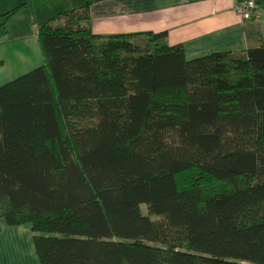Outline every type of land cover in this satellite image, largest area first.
Here are the masks:
<instances>
[{
	"label": "trees",
	"instance_id": "trees-1",
	"mask_svg": "<svg viewBox=\"0 0 264 264\" xmlns=\"http://www.w3.org/2000/svg\"><path fill=\"white\" fill-rule=\"evenodd\" d=\"M105 1L45 24V64L0 85V218L39 264H264V45L187 60L167 33L95 35Z\"/></svg>",
	"mask_w": 264,
	"mask_h": 264
},
{
	"label": "crops",
	"instance_id": "crops-1",
	"mask_svg": "<svg viewBox=\"0 0 264 264\" xmlns=\"http://www.w3.org/2000/svg\"><path fill=\"white\" fill-rule=\"evenodd\" d=\"M2 1L0 16L27 3L14 17L32 15L35 21L39 19L38 0ZM39 1L42 2L41 8L47 10L42 12L40 19L48 21L47 23H52L63 12L80 9L86 2L63 0V4L54 5V1L47 4L45 0ZM257 1L264 8V0ZM235 2L236 0H110L91 7V29L95 35L106 37L167 33L169 45H183L187 60L216 52H242L263 46L264 23L243 19L234 9ZM29 19L32 20L31 29H39V25ZM38 35L39 33L37 37L30 35L19 38L27 39L26 42L36 38L40 42ZM9 42L12 41L9 39L0 42L1 63L5 64L6 59L15 56L23 62L20 65L25 67L9 76L0 77V85L45 63L44 55L34 59L31 54L24 52L27 47L18 49ZM35 49L40 53L37 45ZM27 64L29 65L26 66ZM3 66L5 65L0 66L1 72ZM34 236L30 224L10 226L5 219L0 218V264H39Z\"/></svg>",
	"mask_w": 264,
	"mask_h": 264
},
{
	"label": "rangeland",
	"instance_id": "rangeland-1",
	"mask_svg": "<svg viewBox=\"0 0 264 264\" xmlns=\"http://www.w3.org/2000/svg\"><path fill=\"white\" fill-rule=\"evenodd\" d=\"M45 1H47V2H45L46 4L54 1V5H57V4L61 5V4L64 3L63 0H45ZM27 2H28V0H27ZM0 3L3 4V1L0 0ZM37 3H38L37 10L39 11V19L38 20L35 21V18H33L32 15H30L28 17L22 16V15L16 16V17L12 16L11 18L7 19V26H6L7 32H6V34L4 36L0 37V42H3L5 40H9L10 39L12 42H9V43L13 44L15 46V48L25 49L27 47L26 50H24V52H26L28 54H31L34 59L37 56L38 57L41 56V55L43 56V50L41 48L40 42H38V40H36V38H34L33 40L30 39V40H28V42H26L27 39H21L19 37L30 36V35H34V37H37V34L39 33L40 29L43 28V26L45 24H47L48 21H42L40 19V16H42V12L43 11L47 12V10L41 8L42 2H40L38 0ZM4 18H5V15L0 16V24L4 21ZM29 18L33 19V21L37 25H39V29L38 28L37 29H31L32 20L30 21ZM52 23L55 24V25L59 24L58 21H54V20L52 21ZM35 42H37L36 45H37V48L40 51V53L35 49V46H36L34 44ZM43 61L45 62V59ZM20 62H21L20 59L16 58L15 56H12L11 58L6 59V63L5 64H2L1 61H0V64H1L0 66L5 65V66H3V70H2L3 72H1V70H0V73H1L0 77H4V75L9 76L11 74H14L15 71L18 70L19 68L25 67V66L20 65ZM21 63H23V62H21ZM28 65L29 64H27L26 66H28ZM1 85H3V84L1 83ZM142 211H143L144 214L149 215L148 206L147 205H142ZM153 219L157 220V217H153Z\"/></svg>",
	"mask_w": 264,
	"mask_h": 264
},
{
	"label": "built area",
	"instance_id": "built-area-1",
	"mask_svg": "<svg viewBox=\"0 0 264 264\" xmlns=\"http://www.w3.org/2000/svg\"><path fill=\"white\" fill-rule=\"evenodd\" d=\"M234 9L245 20L264 23V8L257 0H236Z\"/></svg>",
	"mask_w": 264,
	"mask_h": 264
}]
</instances>
